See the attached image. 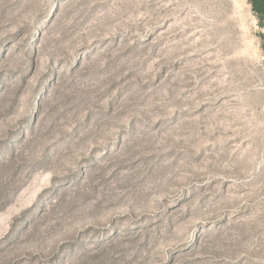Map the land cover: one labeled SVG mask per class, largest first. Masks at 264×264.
<instances>
[{
  "label": "rangeland",
  "instance_id": "obj_1",
  "mask_svg": "<svg viewBox=\"0 0 264 264\" xmlns=\"http://www.w3.org/2000/svg\"><path fill=\"white\" fill-rule=\"evenodd\" d=\"M263 33L249 0H0V264H264Z\"/></svg>",
  "mask_w": 264,
  "mask_h": 264
},
{
  "label": "trees",
  "instance_id": "obj_2",
  "mask_svg": "<svg viewBox=\"0 0 264 264\" xmlns=\"http://www.w3.org/2000/svg\"><path fill=\"white\" fill-rule=\"evenodd\" d=\"M252 11L257 15L260 26L264 30V0H249ZM263 44L262 49L264 50V33L262 34Z\"/></svg>",
  "mask_w": 264,
  "mask_h": 264
}]
</instances>
